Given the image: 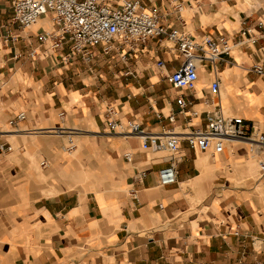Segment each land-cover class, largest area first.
I'll use <instances>...</instances> for the list:
<instances>
[{
    "label": "crops",
    "instance_id": "0c3cea01",
    "mask_svg": "<svg viewBox=\"0 0 264 264\" xmlns=\"http://www.w3.org/2000/svg\"><path fill=\"white\" fill-rule=\"evenodd\" d=\"M142 1L164 27L227 38V61H194V88H176L168 77L183 57L167 41L147 38L134 52L104 53L96 44L86 62L72 53L69 34L56 48L41 42L56 31L50 15L22 29L12 0H0V140L11 146L0 152V264L264 263V198L245 185L254 157L245 142L225 140L213 153L181 141L176 182L161 186L168 152L143 149L106 118L112 109L114 119L151 134L189 132L218 105L264 131V74L252 70L264 71V0ZM244 27L254 43L242 40ZM214 79L218 94L209 92ZM181 98L196 116L181 114ZM70 140L73 149L62 154Z\"/></svg>",
    "mask_w": 264,
    "mask_h": 264
},
{
    "label": "built area",
    "instance_id": "2783aa9c",
    "mask_svg": "<svg viewBox=\"0 0 264 264\" xmlns=\"http://www.w3.org/2000/svg\"><path fill=\"white\" fill-rule=\"evenodd\" d=\"M11 7L13 21L22 29H29L37 24L42 16L50 15L56 25V31L41 34V42L51 40V46L56 48L63 44L64 36L69 34V39L73 41L72 53L80 55L86 62L93 57L87 49L89 46L99 44L104 53H108L114 47L134 52L147 38L163 39L172 44L183 57L182 64L168 77L172 85L180 89L194 88L198 79L194 61L215 68L216 64L227 61L231 50V43L225 37L213 39L209 35H203L196 38L182 29L162 26L157 12L146 7L142 0H121L115 5L100 0H12ZM261 11L264 14V4ZM258 26H263V20H258ZM239 34L242 40L250 43L256 41L249 27H244ZM157 65L163 66V62L157 61ZM252 70L258 75L264 74L260 65H255ZM209 92L219 93L218 79L210 83ZM178 109L181 114L188 117L198 114L192 104L182 98L178 100ZM115 113L112 109L106 111L111 129L125 131V135L137 137L143 149L168 152L167 165L160 168L157 173L161 186L176 182L180 142L183 140L192 149L200 152L211 149L213 153L223 150L225 140L248 143L249 151L256 159L259 176H264V131H260L253 123L245 122L241 116H229L218 105L207 113L203 128L189 132L164 130L151 134L138 122L114 119L112 116ZM62 114L61 112L60 116ZM24 117V113L21 112L11 118L8 124L15 127ZM168 120L172 121L173 116H168ZM73 146L70 140L65 149L71 150ZM3 151H11V146L0 140V152ZM124 158L130 161L131 154L125 153ZM41 164L44 165V162ZM250 264L264 263L253 261Z\"/></svg>",
    "mask_w": 264,
    "mask_h": 264
},
{
    "label": "rangeland",
    "instance_id": "374dc122",
    "mask_svg": "<svg viewBox=\"0 0 264 264\" xmlns=\"http://www.w3.org/2000/svg\"><path fill=\"white\" fill-rule=\"evenodd\" d=\"M61 112H59V114H60ZM249 144H245L244 143V146L245 147H247L248 148V150H249V146H248ZM66 147H68V143H66V145L62 148V152H64V153H62V154H68V153H70V151L71 150H66L65 148ZM67 151H69V152H67ZM67 152V153H66ZM42 159L40 158V159H38V161H37V170H39V172L41 171L40 170V168H41V166L39 165V163H40V161H41ZM253 161V163H251ZM242 166H245V165H242ZM252 167V174L251 175H247V170H249V168H251ZM242 170V169H241ZM243 172V171H242ZM240 174H241V172H239ZM238 173V174H239ZM241 176V175H240ZM244 178L246 179V177H247V179L248 180H250V181H247L246 182V184L245 185H247L246 187H248V188H251L250 190H249V192L251 193V196L253 195V193L254 194H257L256 196L257 197H261L260 199H263L264 198V189H263V182H264V176H262V177H260L259 176V173H258V171H257V164H256V159H255V157H253V159H250V160H248L247 161V164H246V168H245V171H244ZM47 178H44L42 175H41V178H40V181H45ZM244 183V182H243ZM235 185H237V186H241V184L240 183H234ZM262 189H261V188ZM234 194H236V193H234ZM237 195V194H236Z\"/></svg>",
    "mask_w": 264,
    "mask_h": 264
},
{
    "label": "bare ground",
    "instance_id": "6f19581e",
    "mask_svg": "<svg viewBox=\"0 0 264 264\" xmlns=\"http://www.w3.org/2000/svg\"><path fill=\"white\" fill-rule=\"evenodd\" d=\"M65 152V151H64ZM69 152V151H67ZM252 174V167L249 168V170H247V175H251ZM261 188V187H260ZM262 189V188H261ZM263 189H264V182H263Z\"/></svg>",
    "mask_w": 264,
    "mask_h": 264
}]
</instances>
